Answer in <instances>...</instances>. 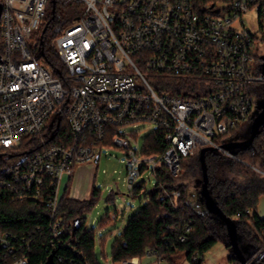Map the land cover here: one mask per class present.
Returning a JSON list of instances; mask_svg holds the SVG:
<instances>
[{"label": "built area", "instance_id": "1", "mask_svg": "<svg viewBox=\"0 0 264 264\" xmlns=\"http://www.w3.org/2000/svg\"><path fill=\"white\" fill-rule=\"evenodd\" d=\"M78 1L82 10L51 39L54 66L41 54L39 36L49 0H0V197L45 204L51 235L59 239L60 182L78 164L99 160L102 150L122 151L130 190L158 166L177 176L182 159L203 146L264 176L216 141L259 109L264 56L253 46L264 42V0ZM250 12L254 28L244 19ZM164 80L193 85L180 90ZM140 123L161 131V152L133 146L135 132L124 128ZM107 136L113 147L102 144ZM6 155L17 158L7 163ZM18 243L0 231V264H29ZM146 254L168 264L155 251Z\"/></svg>", "mask_w": 264, "mask_h": 264}, {"label": "trees", "instance_id": "2", "mask_svg": "<svg viewBox=\"0 0 264 264\" xmlns=\"http://www.w3.org/2000/svg\"><path fill=\"white\" fill-rule=\"evenodd\" d=\"M51 8L49 0L44 23L46 28L44 32V27L40 30L39 36L43 38L46 60L55 66L57 58L51 47V39L77 17L83 4L78 0H56L54 13ZM164 83L168 87L175 85L180 90L193 85L175 80H164ZM260 95L261 98L264 96L262 86ZM252 119L253 116L248 120L249 125ZM107 130L111 132L113 127L109 126ZM235 130L232 127L230 133ZM225 137L228 134L218 136L216 141L223 143ZM263 142L264 125L260 127L251 146L237 148L236 155L264 171ZM102 144L113 147L110 136ZM164 147V137L157 129L146 138L141 151L144 154H155ZM205 162L209 193L223 213L232 220L247 264H264V218L257 212L258 200L264 195V176L246 163L231 159L218 150L206 151ZM187 168L197 175L193 179L192 188L179 181ZM154 177V185L148 191L144 190L143 181L136 183L130 191L132 197L144 191L145 204L129 217L115 238L112 245L114 262L132 256L141 257L146 251L152 250L168 264H174L179 254H184L192 264H200L204 260V252L216 241H223L230 247L226 224L207 208L201 194L202 170L198 153L182 159L177 176L169 173L164 166H158ZM68 182L58 207L65 224V231L59 239H54L49 230L50 218L45 204L11 201L0 197V231L10 233L15 242L22 244L29 264H46L50 257L54 264H99L94 251L95 231L85 227L84 218V214L96 202L99 188L93 184L88 197L76 198L68 195ZM173 190H179V196L166 195ZM75 218H79V225L72 233ZM186 225L189 226L188 233ZM182 235L186 236L185 240H180ZM195 253L199 255L197 260L192 258ZM228 260L233 264H241L232 251Z\"/></svg>", "mask_w": 264, "mask_h": 264}, {"label": "rangeland", "instance_id": "3", "mask_svg": "<svg viewBox=\"0 0 264 264\" xmlns=\"http://www.w3.org/2000/svg\"><path fill=\"white\" fill-rule=\"evenodd\" d=\"M244 19L248 27L254 28L256 26L257 21L254 12L245 14ZM253 53L258 57H263L264 42L255 41ZM258 102L263 105L264 96L260 97ZM256 112H258L257 108L254 109L252 116ZM248 125V121L240 122L235 127L236 130L224 139V142L242 140L246 136ZM124 130L135 132L132 144L137 150H142L146 138L152 134L154 127L148 123H140L135 127L132 125L126 126ZM12 153L16 154L17 151H13ZM123 156L122 151L118 148H110L107 154L102 150L97 162L78 164L71 176V183L75 184L82 193H84V189L89 188L88 196L93 184L99 188L96 202L84 214L85 227L95 231L94 251L99 264H119V262H114L112 259L114 240L119 236L121 229L127 223L129 217L145 204L144 191H141L136 197L130 195L131 190L125 182L126 166L122 161ZM16 158L11 159L6 155L3 160L7 163H12ZM188 170L189 168L185 170V174H183L179 181L192 188L193 179L197 175ZM141 181L144 182V190L148 191L153 187L155 177L147 170L139 177L137 183ZM66 184L67 177H63L60 182L59 196L63 193ZM110 192H112L111 195ZM257 212L264 218V195L258 200ZM230 254V247L226 246L223 241L218 240L211 248L204 252L203 259L207 264H233L228 260ZM154 260V256L144 253L141 256L140 264H157ZM174 264L192 263L186 259L184 254H179L176 256Z\"/></svg>", "mask_w": 264, "mask_h": 264}, {"label": "water", "instance_id": "4", "mask_svg": "<svg viewBox=\"0 0 264 264\" xmlns=\"http://www.w3.org/2000/svg\"><path fill=\"white\" fill-rule=\"evenodd\" d=\"M51 3H52L51 12L54 13L56 0H51ZM1 11H2V4L0 3V15H1ZM41 43H43L42 39H41ZM41 54L44 55L43 48H42ZM263 72H264V63H263ZM258 108H261V109L258 110V112L254 113L253 119L247 129L245 138H243L242 140H237V141L234 140L231 142L224 143L223 145L226 149L236 154L237 148L251 146L255 136L258 134L260 130V127L264 125V104L261 105V103L258 102ZM208 150H216V149L210 146H203L198 152V159H199L201 170H202L201 194L205 200L207 208L210 211L216 213L226 224L227 234L230 240L231 251L239 259L241 264H247L246 259L243 255V252L241 248L239 247V244L237 241L236 229H235V226L232 220L223 213V211L219 208V206L216 204L215 200L212 198V196L209 193L208 173H207V167H206V162H205V153ZM94 161L95 162L98 161V156L95 158ZM78 225H79V218H75L73 222L72 233H74ZM46 264H54L52 257L49 258Z\"/></svg>", "mask_w": 264, "mask_h": 264}, {"label": "crops", "instance_id": "5", "mask_svg": "<svg viewBox=\"0 0 264 264\" xmlns=\"http://www.w3.org/2000/svg\"><path fill=\"white\" fill-rule=\"evenodd\" d=\"M88 194H89V188L84 189V193H82L78 189V187L75 186V184L71 183V177H70V181L68 182V195L69 196L76 197V198H86L88 197Z\"/></svg>", "mask_w": 264, "mask_h": 264}]
</instances>
